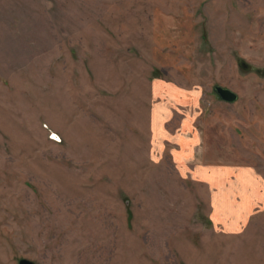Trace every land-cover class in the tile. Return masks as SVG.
<instances>
[{
	"label": "rangeland",
	"instance_id": "1",
	"mask_svg": "<svg viewBox=\"0 0 264 264\" xmlns=\"http://www.w3.org/2000/svg\"><path fill=\"white\" fill-rule=\"evenodd\" d=\"M23 258L264 264V0H0V264Z\"/></svg>",
	"mask_w": 264,
	"mask_h": 264
},
{
	"label": "water",
	"instance_id": "2",
	"mask_svg": "<svg viewBox=\"0 0 264 264\" xmlns=\"http://www.w3.org/2000/svg\"><path fill=\"white\" fill-rule=\"evenodd\" d=\"M214 90L219 95V97L222 100L228 101V102H235L238 100L239 95L234 90L224 87L222 85H215ZM19 264H35L34 261L29 260L27 258H23L19 261Z\"/></svg>",
	"mask_w": 264,
	"mask_h": 264
}]
</instances>
